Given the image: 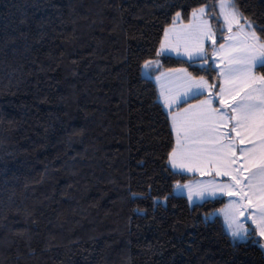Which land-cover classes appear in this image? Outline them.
<instances>
[{
	"label": "trees",
	"instance_id": "obj_1",
	"mask_svg": "<svg viewBox=\"0 0 264 264\" xmlns=\"http://www.w3.org/2000/svg\"><path fill=\"white\" fill-rule=\"evenodd\" d=\"M223 1L264 43V0ZM221 5L0 0V264H264L261 240L235 241L208 218L226 197L175 194L193 176L170 165V114L142 72L160 58L218 91L210 56L160 46L178 13L202 6L223 33Z\"/></svg>",
	"mask_w": 264,
	"mask_h": 264
},
{
	"label": "rangeland",
	"instance_id": "obj_2",
	"mask_svg": "<svg viewBox=\"0 0 264 264\" xmlns=\"http://www.w3.org/2000/svg\"><path fill=\"white\" fill-rule=\"evenodd\" d=\"M232 2L233 1H228L227 5ZM222 4L226 5L223 0ZM201 8L205 9L203 14L199 12ZM221 9V14L217 18L220 20V28L223 30V33H217L213 29L210 17L208 16L207 6L195 9L193 12H195L196 15H191L188 22L182 21V15L179 13L175 23L169 26L165 31L167 36L164 35L165 38L162 40L160 54L168 53L188 60H198L210 56V59L204 63L208 64L210 61L218 70L221 83L220 89H224L223 93L220 92V89L216 91L215 86L204 77L194 78L191 76L192 79L190 76H187L186 79H176L178 74H174V71L177 70V68L164 69L160 58L147 61L142 68L143 75L154 79L158 85L160 100L172 119L171 123L173 124L172 128L175 139H177V131L176 125L173 122V116H176L177 121L182 118H190L194 113L201 112L207 108V105L202 104L203 101H207L211 98L212 109H219L220 111L231 114V109L228 105H235V103L241 100L248 88L246 84V75L243 72H238L234 77L226 79L229 68L241 69L243 67L236 61L241 52L246 48L252 53L253 50L247 47L250 44L256 45L255 52H264V49L260 48V45L264 43L261 42L259 38L257 41L252 40V31L255 32L256 37L258 36L250 20L244 18L237 7L235 10L229 7H221ZM233 11L238 12V15H231L230 13ZM246 21L251 23V31L246 26ZM205 22H207V26H205ZM229 27L231 31H229ZM209 28L211 29L210 33L208 32ZM239 28L245 31L247 35L243 34V32L241 33ZM222 36L224 40L219 42ZM209 47L211 48L210 50ZM190 56L191 58H189ZM179 69L187 71L184 68ZM222 73H224V75H222ZM250 76H264V72H261L258 70V67H256L252 69ZM196 83L205 84L200 91L202 95L207 94V97L173 114L171 108L183 102L182 98L192 96L189 88L191 87L192 90L195 91L193 86ZM258 86L259 81H255L253 87ZM235 93L239 94L234 97L233 94ZM221 97H223L224 103H220ZM174 98L179 102H173ZM185 109H187V112H185ZM217 127L221 133L226 131L231 132V124H229L227 128L220 124H218ZM231 136L236 138L235 141H230L225 137L220 140L219 144L212 142L199 145L201 148L219 149L220 145H227L230 142L234 144L233 150L225 148L220 149V151L205 153L204 156L206 158L204 159L190 158L192 155L191 149L196 146L187 141H181V148L175 146L177 156L174 166L172 163L173 157L170 155L169 162L171 167L176 171L193 176L186 182L177 183L175 186V194L187 196L192 204L218 197H226V204L219 210L208 214V218L214 219L216 216H219L225 229L233 240L247 241L251 237H254L261 240V246L264 248V235H261V230L264 229V219L260 217L258 208L261 203L264 202V193H261L258 189L255 190V192H249L248 189L245 188L244 191L247 193V197H245L243 201H241L240 195L229 194L230 192H236V189L232 187L233 180L231 177L237 175V173L233 172L232 169L239 167L245 162L244 157L241 156V149L253 147V143H249L251 140L254 142L257 151H259L261 141L256 136H244V142L241 144L239 143L240 137H237L236 133H231ZM230 159H235L236 163H229ZM181 165L184 166L181 167ZM255 170V168H252L250 171H244L243 175L250 177L251 173ZM225 172H228L229 175H224L223 173Z\"/></svg>",
	"mask_w": 264,
	"mask_h": 264
},
{
	"label": "snow or ice",
	"instance_id": "obj_3",
	"mask_svg": "<svg viewBox=\"0 0 264 264\" xmlns=\"http://www.w3.org/2000/svg\"><path fill=\"white\" fill-rule=\"evenodd\" d=\"M221 6L229 7L233 10L236 9L234 2L228 5L222 4ZM199 12L200 14H203L205 9L201 8L199 9ZM230 14L235 16L238 15V12L233 11ZM192 15L195 16L196 13L193 12ZM177 16H179V13ZM205 26H207V22H205ZM246 26L251 31V23L246 21ZM229 31H231L230 27ZM208 32H211L210 28L208 29ZM165 35L167 36V34ZM251 37L253 41L258 40V37H256L254 31L251 32ZM247 47L253 50L252 53H250L246 48L241 52L238 60L236 61L243 67L241 69L229 68L228 73L226 74L227 79L234 77L238 72H243L246 75V84L248 88L241 100L235 103V105H228V107L231 109V114L220 111L219 109H212V99L210 98L207 101L202 102V104L207 105V108L201 112L194 113L190 118H182L181 120L177 121L176 116H173V122L176 125L177 131V148L182 147V140L196 146L191 149V159H204L206 158L204 156L205 153L220 151V149L226 148L228 150H233L234 144L231 142L227 145H220L219 149L199 147V145L203 143L214 142L219 144L220 140L225 137H227L230 141H235L236 138L232 137L231 133H236V136L240 137L239 143L241 144L244 142V136H256L260 139V150L257 151L254 142L250 140L249 143H253V147L241 149V156L244 157L245 161L244 164L232 169L233 172L237 173V175H233L231 177L233 180L232 187L236 189V192H230L229 194L240 195L241 201L247 197V193L244 191L245 188H247L249 192H255V190L258 189L261 193H264V76H250L253 68L259 67L260 69L264 70V52H255V44H250ZM260 48L264 49V44H261ZM189 58H191V56ZM222 75H224V73H222ZM255 81H259L258 87H253V83ZM204 86V83H196L193 86L195 91H193L191 87L189 88V91L192 92L193 96H198L202 94L200 89ZM220 92L223 93L224 89L221 88ZM238 94L239 93H235L233 95L235 97V95ZM173 102L179 101L174 98ZM224 102L225 101L223 97H221L220 103ZM185 112H187V109H185ZM218 124L223 125L225 128L231 124V132H219L217 127ZM171 156L173 157L172 163L175 166L177 151L174 150L171 153ZM229 163L235 164L236 160L230 159ZM183 166L184 165H181V167ZM252 168H255L256 170L251 173L250 177L243 175L244 171H250ZM223 174L229 175L228 172ZM261 235H264V229L261 230Z\"/></svg>",
	"mask_w": 264,
	"mask_h": 264
},
{
	"label": "crops",
	"instance_id": "obj_4",
	"mask_svg": "<svg viewBox=\"0 0 264 264\" xmlns=\"http://www.w3.org/2000/svg\"><path fill=\"white\" fill-rule=\"evenodd\" d=\"M231 20V19H230ZM184 21V20H182ZM232 21V20H231ZM231 21H230V24H231ZM186 22V21H184ZM188 22V21H187ZM240 29V28H239ZM241 30V29H240ZM243 32V34L247 35L245 31L241 30V33ZM165 38V37H164ZM164 40V39H163ZM168 54V53H167ZM200 60V59H198ZM174 74H178L176 76V79H181V78H187V76H193L191 75V73H189L188 71H183V69H179L177 68V70L174 71ZM194 77V76H193ZM192 78V77H191ZM195 78V77H194ZM198 78V77H196ZM193 79V78H192ZM199 80V79H198ZM194 91V90H193ZM190 93L192 94V92L190 91ZM189 94V95H191ZM207 97V94H200L198 96H189V97H186V98H182L183 102H180L177 106H174L171 108V111L173 114H175L177 111H180L182 109H184L185 107L187 106H191L193 103H198L200 101H202V99L206 98ZM217 105V104H216ZM171 122H172V119H171ZM172 127H173V124H172ZM177 146V144H176ZM175 150V149H174ZM173 150V151H174ZM170 159V158H169ZM259 208V211H260V217H262L264 219V202L261 203V205L258 207Z\"/></svg>",
	"mask_w": 264,
	"mask_h": 264
}]
</instances>
